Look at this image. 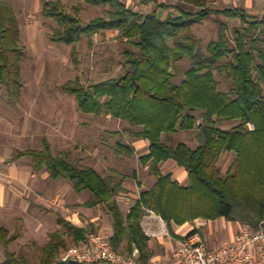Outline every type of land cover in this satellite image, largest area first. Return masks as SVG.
<instances>
[{"label": "trees", "instance_id": "16d2710c", "mask_svg": "<svg viewBox=\"0 0 264 264\" xmlns=\"http://www.w3.org/2000/svg\"><path fill=\"white\" fill-rule=\"evenodd\" d=\"M11 1L0 0V91L18 102L25 84L26 52L21 22ZM177 1L175 5L158 4L178 10L162 17L156 8L145 13L129 0H79L105 7L104 16L83 24L79 6L77 12H71L61 0H43L42 14L58 25L51 40L70 45L88 38L92 45L94 36L116 30L118 38L132 46L124 51L125 70L118 76L89 83L77 78L61 86L76 99L81 112L106 113L126 121L130 126L125 133L149 141V153L140 161L157 180L151 189L141 192L128 212L118 200L127 191L126 176H119L116 170L102 173L72 159L68 151L56 152L47 138L42 148L17 149L10 159L29 157L34 171H48L54 180L65 179L77 195L89 191L91 197L82 205L104 208L112 221L110 242L141 264H148L155 255L143 226L150 213L161 216L170 234L180 240L199 231L195 228L179 235L173 225L198 218H225L248 224L253 230L264 228V14L253 15L241 7L215 8L208 0ZM212 14L237 19L241 27L232 31L228 22H220L217 39L204 48L194 26ZM73 51L76 53L75 47ZM186 59L191 67L177 83L174 65ZM220 75L229 79L228 90L221 89ZM221 119H239V123L226 130L217 126ZM194 129L198 130L196 148L163 138ZM226 151L237 156L223 172L219 160ZM117 153L132 157L136 150L120 141ZM168 160L186 168L188 185L162 172L161 164ZM57 223L61 229L52 231L49 241L40 247L38 264H89L61 257L70 243L87 242L91 229L61 214ZM18 237L0 226V243L6 254L2 264H35L23 251L10 248Z\"/></svg>", "mask_w": 264, "mask_h": 264}, {"label": "rangeland", "instance_id": "374dc122", "mask_svg": "<svg viewBox=\"0 0 264 264\" xmlns=\"http://www.w3.org/2000/svg\"><path fill=\"white\" fill-rule=\"evenodd\" d=\"M61 1L71 12H77L76 7L79 6L78 13L83 24L105 15L104 6H94L79 0ZM137 1L134 0L138 3L135 8L145 13L152 9L147 8L150 2H154V9L162 2H174ZM11 2L22 27L21 42L26 52L23 62L25 84L18 102L11 100L5 90L0 91V226H6L11 233L19 236L10 248L23 251L33 263L38 264L40 247L49 241L52 231L61 229L57 223L58 214L67 217L77 213L78 195L67 181L56 182L50 175L47 177L46 172L34 173L29 157L10 162V156L17 149L42 148L43 138L47 137L54 151H68L72 159L93 166L102 173L116 170L121 177H132L134 172L140 173L138 154L142 150L136 151L132 157L117 153L120 141L132 143L134 140L125 133L129 123L106 113L95 115L81 112L76 99L61 88L65 82L77 78L83 83H89L118 76L125 70L124 51L132 46L118 38L116 30L96 35L92 45L88 38L70 45L55 42L51 40V35L56 32L58 25L42 14L43 0ZM208 2L215 8L235 7L233 1L227 4H217L215 0ZM246 7L251 14H264V0H255L254 7ZM222 21L228 22L232 31L235 27H241L239 20L216 14L194 26V33L204 48L217 39L219 23ZM74 47L76 53L73 51ZM190 67L188 59L174 65V70L178 73L175 80L177 83L182 81L184 73ZM218 78L222 83L221 89L228 90L229 79L224 75ZM237 123L239 119H221L217 126L228 130ZM197 131L179 130L173 133L174 144L191 140L189 143L194 145ZM219 165L223 169L226 167L223 159ZM80 196L86 201L91 193L84 191ZM81 215L84 214L80 213L79 217ZM85 225L92 233L110 236L105 222H102L100 229L87 222ZM195 228L212 248L221 245L222 236L227 234L216 225L206 222L195 224ZM171 237L172 234L162 236V242L153 248L155 252L166 248L169 250ZM5 258L4 247L0 243V264Z\"/></svg>", "mask_w": 264, "mask_h": 264}, {"label": "crops", "instance_id": "0c3cea01", "mask_svg": "<svg viewBox=\"0 0 264 264\" xmlns=\"http://www.w3.org/2000/svg\"><path fill=\"white\" fill-rule=\"evenodd\" d=\"M231 1H233V4L235 5V7L245 8L246 6H250V8H251V7H254V5H255V0H231ZM231 1L230 0H221V1L215 0V2L217 4H218V2H222V3L227 4V3H231ZM177 2H178L177 0H174V2H168L167 4L175 5V4H177ZM247 3L250 5H247ZM154 6H155L154 2H150L149 5L147 6V8H149V9L152 8L151 10H153ZM156 9H157V14L159 16H162V17H166L170 13H178L177 8H175V7L164 8V7L158 6ZM147 11L150 12L149 10H147ZM253 15H255V14H253ZM94 37H93V39H94ZM234 126L231 127V129H233ZM231 129H228V130H231ZM190 131L194 132V131H197V129L190 130ZM195 135H194V140L196 139ZM45 138H47V137H45ZM163 138H166V139H169L170 141L175 142L173 139V136L171 138H168V136L165 137V135H163ZM43 140H44V138H43ZM190 141H187L186 143L189 144L191 147L196 148L198 145L197 140H196V143L194 145H191L189 143ZM130 144H132L134 146L136 151L142 150V152L138 154L139 160H140L141 156L149 153L150 143L146 139H134L133 142ZM12 156H13V154L10 156V159ZM236 156H237V154L234 151H226V152H223L221 154L220 160L223 159L224 164L226 166L225 169H223L219 165L222 168L223 172H224V170L227 171L232 166V164L236 160ZM10 159H9V161H10ZM21 159H23V158H21ZM21 159H19V160H21ZM19 160L10 161V162H17ZM220 160H219V162H220ZM140 163H141V161H140ZM161 169H162V172L164 174H171L173 179L177 180L181 184H183V185L189 184L188 171L186 170L185 167L179 166L174 160H168L166 162H163L161 164ZM139 171H140V173L134 172L132 177L126 176L125 187H126L127 191L118 197V200H119L124 212H128L129 208L140 197V194L143 190L151 189L152 186L156 183L157 178H156V176L150 174L149 166H143L141 163V168ZM41 172L48 173L47 177H49V175H50L48 171H41ZM41 172L34 171V173H41ZM141 173L143 175H141ZM34 175L35 174H32V176H34ZM52 180H54V179H52ZM61 180L66 181L65 179H59V180H54V181L57 182V181H61ZM78 202H79V206L77 208V210H78L77 213H73L72 215L67 216L66 217L67 219L71 220L73 223H75L76 225H79V226L85 227L86 226L85 222H87V223H89V225L99 226V229L101 228L100 225H102V222H105L106 225L108 224L107 227L109 228V231H110L109 235H111L113 233L111 218L108 215V213L101 206L89 208V207L82 205L85 202V200H83V198L80 195H78ZM80 213H83L84 215H81V217H79ZM57 219H58V216H57ZM163 221L164 220L161 216L157 215L156 213H150L144 217L143 226H144L146 232L158 233L160 226L164 222H166V221H164V222ZM201 222H206V223H209L211 225H216L217 228L224 230L227 233L226 235L224 234V236H222L223 238L221 239V242H222L221 245H223L226 242H231L234 239L236 233L239 231L241 224H243L240 222L228 221L225 218H220L217 220H205L202 218H198L193 222H187L183 225L175 224V225H173V227H174V230L176 231L177 234L186 235L189 231L195 229V224H198ZM162 236L163 235H161L159 233L156 236L150 235V237H151L150 243H151L152 248H154L155 245H158L159 242H162ZM49 237H50V234H49ZM171 239L172 240L170 241V244H169V246H171V248H169V250H167V248H166V249H164V251H162V249H161L159 252H155L154 259H157V260H160L163 262H168L170 260L173 249L180 242V239H177L173 236L171 237ZM221 245H219V246H221ZM219 246H216V247H219ZM216 247H213V248H216Z\"/></svg>", "mask_w": 264, "mask_h": 264}, {"label": "built area", "instance_id": "2783aa9c", "mask_svg": "<svg viewBox=\"0 0 264 264\" xmlns=\"http://www.w3.org/2000/svg\"><path fill=\"white\" fill-rule=\"evenodd\" d=\"M129 1L132 6L138 4L134 0ZM250 128L253 129L252 124ZM158 233L170 235L166 222L160 226ZM158 233L147 232L149 236ZM61 259L89 264H141L134 256L116 249L109 236L92 232L87 242L70 246ZM148 264H264V228L261 226L253 230L243 223L231 242L216 248L210 247L200 233H195L180 240L168 262L153 259Z\"/></svg>", "mask_w": 264, "mask_h": 264}]
</instances>
